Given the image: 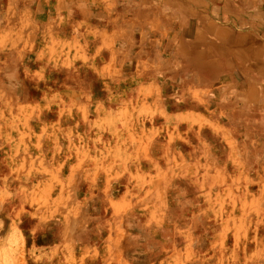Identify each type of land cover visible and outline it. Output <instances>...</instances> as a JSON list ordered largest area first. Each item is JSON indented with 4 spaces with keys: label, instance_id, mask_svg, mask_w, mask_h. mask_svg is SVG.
Wrapping results in <instances>:
<instances>
[{
    "label": "rangeland",
    "instance_id": "374dc122",
    "mask_svg": "<svg viewBox=\"0 0 264 264\" xmlns=\"http://www.w3.org/2000/svg\"><path fill=\"white\" fill-rule=\"evenodd\" d=\"M168 1L100 59L85 18L0 25V264H264V69Z\"/></svg>",
    "mask_w": 264,
    "mask_h": 264
},
{
    "label": "bare ground",
    "instance_id": "6f19581e",
    "mask_svg": "<svg viewBox=\"0 0 264 264\" xmlns=\"http://www.w3.org/2000/svg\"><path fill=\"white\" fill-rule=\"evenodd\" d=\"M41 1H49V3L46 7H43V5H40ZM121 1L122 0H111V2H109V0H0V25L3 26L4 29L17 27V29L20 30V36L24 27L27 28L32 25L29 18H31L37 26L45 21V18L46 20L60 18L61 22L64 23L67 17L62 13H66L68 17L85 18L89 21L88 23H91L89 26L91 29L98 28L100 30L97 32V35H102L104 33L107 35L104 36V40L101 42L99 41L100 43L98 42L99 45L97 46L94 45V43H97L94 40L88 41V36L90 35L86 37L85 52L93 53L95 48L97 59H100L106 54L108 47H117L119 45V42L117 43L115 38L122 24L128 26L127 28L131 27L128 20L129 17H132L136 11L142 13L146 8L145 0L138 1V10L121 5ZM158 1L159 3H156L157 7L160 6V4L164 7L173 4L168 0ZM189 1H194L195 3L201 1V4L204 3L202 7L205 8L204 12L208 14H205L206 16L204 17L208 20V24L216 31H218L222 25H238V28L241 30V35L236 37L235 44L239 43L243 46L233 48L232 52L234 58L241 63L244 68L249 66H260L261 70L264 69V0H175V3L179 7L186 9ZM196 7H189V10L192 13H197L198 8ZM156 10L153 16L156 14L161 20L162 17L160 14L162 13V9L156 8ZM27 11H30V14H27ZM180 15L181 14L178 16ZM208 16L210 17L208 18ZM32 26L36 25L33 24ZM36 27L34 28L36 29ZM54 29L55 27L53 30ZM97 35H95V37H97ZM147 35H151V30L143 28L140 40L146 41L147 38L145 37ZM2 39H0L1 44L2 42L6 43L9 41V37H3ZM239 40L240 42H238ZM20 41L24 42L22 40ZM240 51H245V53L249 52L251 56L256 52L260 55L259 60H250V58L241 54ZM102 62L103 60H101V63ZM213 64L215 65L214 61ZM260 82L264 83V76H261ZM252 85L253 87L262 86L258 83H253ZM255 105H257L256 102ZM250 121L252 126L261 132L257 135H264V112L261 111L258 117L253 116L250 118ZM220 132L232 135L224 126H220ZM250 135H253V133Z\"/></svg>",
    "mask_w": 264,
    "mask_h": 264
}]
</instances>
